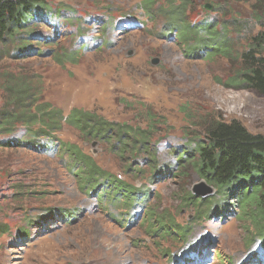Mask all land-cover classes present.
Returning <instances> with one entry per match:
<instances>
[{
    "label": "rangeland",
    "instance_id": "1",
    "mask_svg": "<svg viewBox=\"0 0 264 264\" xmlns=\"http://www.w3.org/2000/svg\"><path fill=\"white\" fill-rule=\"evenodd\" d=\"M143 1L48 0V16L24 35L0 39V223L7 226L0 231V264H264V216L253 207L243 214L237 194H218L196 170L180 167L175 151L193 150L192 139L204 137L211 118L236 119L264 134V94L241 83L234 59L190 55L177 37L152 35L160 24L147 28ZM191 1L192 20L221 19L216 0ZM154 3L155 12L166 6ZM250 3L232 1L219 12L245 21L254 14ZM230 29L234 58L247 47ZM71 51L75 62H58ZM45 104L65 118L73 108L148 129L151 147H158L154 162L143 146L122 153L115 134L86 139L65 119L54 133L148 197L127 193L121 201L134 197L133 208L100 201L83 189L82 175H75L82 165L74 167L61 146L34 148L36 137L18 119ZM198 186L209 192L198 195ZM189 195L209 201L189 203ZM179 226L186 232L173 228Z\"/></svg>",
    "mask_w": 264,
    "mask_h": 264
},
{
    "label": "trees",
    "instance_id": "2",
    "mask_svg": "<svg viewBox=\"0 0 264 264\" xmlns=\"http://www.w3.org/2000/svg\"><path fill=\"white\" fill-rule=\"evenodd\" d=\"M216 1V11L221 14V19L211 18L208 14L203 19L192 20L193 13L188 14L187 11L188 6L192 4L191 0H165L166 6H161L157 12H155L157 9L154 10L157 5L154 0H144L141 8L147 16L148 26L150 23L151 27H147L148 29L156 28L160 24L158 27L160 30L152 29V35L177 37L176 39L184 44V50L187 53L195 51V53L208 54L209 57L221 55L227 59H234L238 62L237 71L241 83L264 94V0ZM232 1L251 2L250 6L254 13L252 17L245 21L237 18L233 22L232 16L228 17L227 13L219 12L223 4H231ZM50 11L48 0H0V39H14V37L24 35L25 27H29L35 19L48 16ZM230 27H235L243 36L247 47L244 53L234 58L230 53L231 43L234 42L229 37ZM245 27L248 32L243 35ZM76 57L77 51L65 52L64 55L58 56V62L61 64L65 61L75 62ZM21 93L22 90L14 89V95ZM17 97L14 96V102L17 101ZM18 106L23 107V105ZM35 106L36 110L34 109L31 115L18 120L26 124L30 134L32 133L36 138H46V142H37L36 138L30 142H33L34 148L38 150L50 149L49 146L52 144L57 147L61 146L63 153H68L71 157L74 167L82 165L81 169L75 170V175H82L81 179L85 182L83 189L86 192L91 190L97 193L98 200L107 201L115 207L127 204L126 207L133 208L134 205L131 202L135 199L134 197L129 203L121 201L127 193H135V196H142V198L148 197V193L145 192L142 195L138 187L129 186L114 175L106 174V171L99 168L92 157L77 144L62 141L54 135L64 128L65 119L86 139L90 134L93 137L115 134L120 144L123 145L122 153L134 150L139 152L143 146L145 151L152 155L154 162L157 160L158 147H151L153 137L148 135V129L136 130L126 124H112L107 120L103 121V118L98 117L97 114L73 108L71 115L65 118L54 108L52 109L51 105ZM17 118L18 114L14 115V119L17 120ZM151 121L150 125L155 126L156 124ZM4 122H10L9 116L4 117ZM88 128L89 130L86 131ZM204 137L194 136L192 142L195 148L193 150L175 148V151L180 153L178 159L180 167L188 166L196 170L209 185L216 189L218 194H223L226 199L228 192L237 194L242 200L243 214L248 216L251 212L250 207H253L264 216V134L252 133L236 119L224 121L211 118L205 127ZM57 147L55 150H50L55 152L58 150ZM102 180L104 181L101 182ZM188 199L189 203L199 202L202 205L209 201L199 199L195 195H189ZM213 209L215 207L210 210ZM128 221L131 222V219ZM6 228V225L0 223L1 232H5ZM173 228L182 233L187 230L186 228L181 229L180 226L179 229ZM260 231V234L264 236V227Z\"/></svg>",
    "mask_w": 264,
    "mask_h": 264
},
{
    "label": "water",
    "instance_id": "3",
    "mask_svg": "<svg viewBox=\"0 0 264 264\" xmlns=\"http://www.w3.org/2000/svg\"><path fill=\"white\" fill-rule=\"evenodd\" d=\"M208 6H211V5H208ZM208 192L209 190L205 186H198L195 188V193H197L198 195H206Z\"/></svg>",
    "mask_w": 264,
    "mask_h": 264
}]
</instances>
